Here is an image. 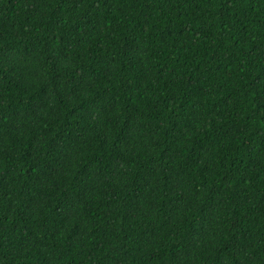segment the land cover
Segmentation results:
<instances>
[{
	"label": "trees",
	"instance_id": "trees-1",
	"mask_svg": "<svg viewBox=\"0 0 264 264\" xmlns=\"http://www.w3.org/2000/svg\"><path fill=\"white\" fill-rule=\"evenodd\" d=\"M0 264H264V0H0Z\"/></svg>",
	"mask_w": 264,
	"mask_h": 264
}]
</instances>
